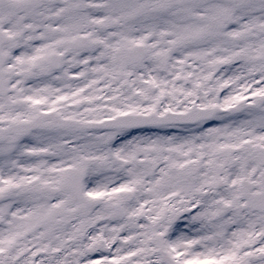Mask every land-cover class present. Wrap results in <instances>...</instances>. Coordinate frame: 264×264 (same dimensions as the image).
<instances>
[{
  "label": "snow or ice",
  "instance_id": "obj_1",
  "mask_svg": "<svg viewBox=\"0 0 264 264\" xmlns=\"http://www.w3.org/2000/svg\"><path fill=\"white\" fill-rule=\"evenodd\" d=\"M0 264H264V0H0Z\"/></svg>",
  "mask_w": 264,
  "mask_h": 264
}]
</instances>
